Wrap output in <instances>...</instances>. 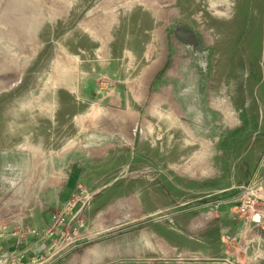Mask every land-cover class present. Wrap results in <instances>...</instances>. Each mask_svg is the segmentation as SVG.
<instances>
[{
    "label": "rangeland",
    "instance_id": "374dc122",
    "mask_svg": "<svg viewBox=\"0 0 264 264\" xmlns=\"http://www.w3.org/2000/svg\"><path fill=\"white\" fill-rule=\"evenodd\" d=\"M184 30L190 37L181 34ZM153 70L149 100L156 93L167 100L166 106L185 100L187 107H198V152L205 143L217 148L213 162L227 164L230 173L245 174L249 165L261 166L259 175L240 181L234 189L203 186L197 196L203 195L204 201L235 197L243 218L261 213L264 223V201L258 198L264 196V0H0V234L7 226L0 246L4 250L8 242L9 251L27 249L25 264H53L59 254L86 249L105 236L116 240L144 233L148 242L167 251L166 256L182 255L199 237H208L205 224L188 231L173 219L152 223L141 219L70 244L46 239L38 247L44 230L8 220L16 213L34 214L41 206L47 213L57 210L47 207L52 188L36 182L64 180L68 172L62 167L68 163L103 164L104 151L112 155L107 161L120 162L123 157L126 163L134 149L139 150L135 159L139 163L182 160V155L172 158L168 153L171 148L163 146L160 132L155 139L160 146L147 147L140 139L123 146L117 159L114 146L105 148V143L91 146L99 153L94 158H81L77 151L82 136L93 139L99 135L95 130H110V123L100 125V117L108 109H120V101L131 97L120 85L147 84ZM134 92L136 98L148 100L138 88ZM186 115L194 119L191 115L196 114L188 110ZM187 140L188 147L193 140ZM97 169L87 171L89 182L97 179L90 193L104 189L121 173ZM90 193L81 188L70 196L69 200L79 201L65 216V230H71L69 218L82 202L90 206ZM244 197L254 201L246 213L240 211ZM32 229L40 235L30 233ZM13 230L25 232L24 238L19 241Z\"/></svg>",
    "mask_w": 264,
    "mask_h": 264
},
{
    "label": "crops",
    "instance_id": "0c3cea01",
    "mask_svg": "<svg viewBox=\"0 0 264 264\" xmlns=\"http://www.w3.org/2000/svg\"><path fill=\"white\" fill-rule=\"evenodd\" d=\"M155 72L156 70H153L152 79L147 81V84L127 87L120 85L121 89L130 91V99L125 98L120 101V109H112V111L108 109L106 114L102 115L110 121L107 122L117 123L116 129L95 130L99 135L93 139L82 136L77 151L82 153L81 158H94L95 154L99 155V153L91 146L105 143V148L114 146L113 156L117 159L118 154H123V146L134 145L140 139L145 140L147 147L160 146L162 143L156 141V136L160 132L164 137L163 146L171 148L168 153L172 158L182 155V160L174 158L172 162L139 163L135 161L139 150L134 149L129 152L131 156L129 162H122L123 157L120 158V162H111L107 161V158L112 155L104 151L106 161L103 164L71 162L62 167V170L68 172L64 180L51 177L37 181L36 185L52 188L50 193L52 202L47 207H56L58 210L59 205L62 206L68 201L78 189L82 188L86 193H90L92 183L97 182V179H90L89 182L88 170L98 168V171L101 169L121 171L120 175L104 184V189L90 193L93 194L90 206L82 202L69 218V222L73 220V226H77V221L74 220L76 217L84 220V226L80 228L82 239L106 233L114 227L128 225L141 219H150L152 223L162 218L173 219L181 228L188 231L198 227L203 229L205 224L208 237H199L194 248L186 250L182 255L176 252L166 256L164 253L167 251L160 245L148 242L149 237L144 233L122 235L116 240L105 236L95 241L96 243L91 247L86 245V249L78 248L67 254L64 252L59 254L52 263L264 264V223L253 222L251 216L247 214L246 218H243L239 207L235 205L237 199L235 197L220 196L221 198L204 201L203 195L197 196V191L200 192L203 186L213 187L219 184L223 185L220 187H224L222 191L234 189L242 184L240 181H249L256 174L259 175L261 166L249 165L243 170L245 174L230 173L231 168L227 167V164L220 166L213 162L217 160V148L205 143L198 152V107L196 105L187 107L185 100H174L166 106L164 103L167 100L156 93L149 100L148 95ZM137 88L142 93V97L145 96L148 100L136 98L134 91ZM188 110L190 114H196L191 115L194 119L186 115ZM101 124H103L102 119H100ZM140 130H143L141 132L143 136L137 139ZM188 137L193 140L190 144L194 145V149L190 148L191 145L187 147ZM176 146L179 150H175ZM99 149H102V146L98 147ZM148 154L150 156V153ZM191 193L194 195L192 196ZM186 203L190 206L179 208ZM57 210L52 209V213H47V209L41 206L34 214L16 213L8 220L15 223L23 222L26 225L35 224L34 227L38 230H46L51 225ZM116 218H119L117 222L107 221ZM8 244V242L5 244L7 248Z\"/></svg>",
    "mask_w": 264,
    "mask_h": 264
},
{
    "label": "built area",
    "instance_id": "2783aa9c",
    "mask_svg": "<svg viewBox=\"0 0 264 264\" xmlns=\"http://www.w3.org/2000/svg\"><path fill=\"white\" fill-rule=\"evenodd\" d=\"M258 198L264 201V196H258ZM77 201H79V198H73L71 200H68L66 204L63 206V208L61 209V211H59L58 213L54 215L50 227L44 230L41 235L36 229L29 230L30 233L40 235L36 242V243H39L38 247H41L45 243L46 239L54 238L61 242H66L67 244H70V243H73L75 241L82 239L80 228L84 226L83 219H77V226H72L71 230L69 231L65 230V226L67 225L65 216L71 210L74 209V207L77 204ZM253 207H254V201H252L251 199H247L246 197L242 198V205L240 209L241 212L246 213L249 208H253ZM252 220L256 223H260L261 213H256L253 216ZM6 229H7V226H4L2 228L3 232H5ZM3 232L0 234V237L4 234ZM24 234L25 232H20L18 230H13L12 232V235L14 237H18L19 241L22 239V237L24 238ZM0 251H1L0 252V264H25L27 250L22 249V250L9 251L8 248L4 250V248L0 246ZM60 251L61 249L57 248V252L60 253Z\"/></svg>",
    "mask_w": 264,
    "mask_h": 264
},
{
    "label": "bare ground",
    "instance_id": "6f19581e",
    "mask_svg": "<svg viewBox=\"0 0 264 264\" xmlns=\"http://www.w3.org/2000/svg\"><path fill=\"white\" fill-rule=\"evenodd\" d=\"M184 33H182L181 32V34L182 35H185V36H188V37H190V31L189 30H187V32H185V30L183 31ZM95 118V117H94ZM100 119H102V122H107L108 121V119H106L105 117L103 118L102 116L100 117ZM125 120V119H124ZM123 120V121H124ZM110 122V121H109ZM108 122V123H109ZM117 124V123H116ZM115 123H110V124H108L107 125V127L110 129V130H112V129H114L115 128V125H116ZM118 125V124H117ZM122 126H123V124H122ZM118 128L120 127V126H117ZM116 129V128H115ZM126 130V129H125Z\"/></svg>",
    "mask_w": 264,
    "mask_h": 264
},
{
    "label": "water",
    "instance_id": "95a60500",
    "mask_svg": "<svg viewBox=\"0 0 264 264\" xmlns=\"http://www.w3.org/2000/svg\"><path fill=\"white\" fill-rule=\"evenodd\" d=\"M193 32V31H192ZM178 34V33H177ZM179 36V35H178Z\"/></svg>",
    "mask_w": 264,
    "mask_h": 264
}]
</instances>
